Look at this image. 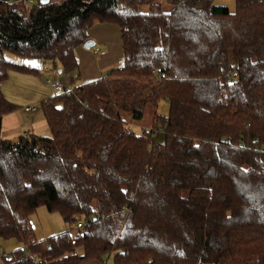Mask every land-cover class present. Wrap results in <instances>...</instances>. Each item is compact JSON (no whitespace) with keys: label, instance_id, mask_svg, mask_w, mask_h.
<instances>
[{"label":"trees","instance_id":"trees-1","mask_svg":"<svg viewBox=\"0 0 264 264\" xmlns=\"http://www.w3.org/2000/svg\"><path fill=\"white\" fill-rule=\"evenodd\" d=\"M166 1L0 0V240L21 246L3 264H264V0ZM98 24L119 28L123 64L75 85ZM7 54L72 75L41 105L50 136L3 137L2 84L37 72ZM40 207L73 228L38 240Z\"/></svg>","mask_w":264,"mask_h":264},{"label":"rangeland","instance_id":"rangeland-1","mask_svg":"<svg viewBox=\"0 0 264 264\" xmlns=\"http://www.w3.org/2000/svg\"><path fill=\"white\" fill-rule=\"evenodd\" d=\"M39 1L41 0H35V2ZM162 1L165 3V8L170 11L172 9L171 3L166 0ZM214 5L228 7L232 12H234L236 9V0H214ZM142 10H146V7H143ZM7 58L11 63L17 66L37 70L36 73L31 74L11 69L9 80L1 86L2 91H4V96H6L5 98L12 105L18 108L16 113H18V120L20 124L23 125L22 134H24V132H28L36 134L37 136H50L51 130L43 114L41 105L42 102L59 96V93L50 87L48 81H64L66 89L69 90L72 88L71 84H69L72 75L57 71L58 68L56 66L59 64H55L53 62H44L40 59H26L12 54H7ZM117 66H122V62L119 63V65H116V67ZM29 108H36V110H32L33 112L28 113L25 109ZM144 109L145 115L141 121L139 123L132 124V129L137 134H141L143 132V127H150L152 125V116L155 111L162 116H168L170 113V103L163 99L159 102L158 107H154L152 104L147 103L144 106ZM126 117H132V115L127 114ZM33 118H36V120H30ZM156 141L158 143L164 142L163 132L157 133ZM31 221L36 237L40 241H45L51 237L58 236L59 234L68 232L73 228L71 224L63 220L60 214L49 213L45 207H40L36 213L32 215ZM78 226H80V224ZM32 243H35V241ZM0 247L3 249L5 256H9L13 250L16 251L21 248L20 244L15 240L0 241ZM78 252L79 254H82V250H78ZM109 261L110 263L112 262V257Z\"/></svg>","mask_w":264,"mask_h":264},{"label":"crops","instance_id":"crops-1","mask_svg":"<svg viewBox=\"0 0 264 264\" xmlns=\"http://www.w3.org/2000/svg\"><path fill=\"white\" fill-rule=\"evenodd\" d=\"M89 36H90V41H94L96 43L95 44L96 48L86 49L84 46H82L75 51L79 63V75H80V80L75 85H79L81 83L86 84L90 81H94L101 77H105L112 69L118 67V66L116 67V65H119V63L121 62L123 64V59H124L123 43L119 28L110 24H98L90 30ZM95 49H100L102 52H104V54L96 55L94 51ZM56 67L58 68L59 66L57 65ZM48 101H44L42 103H47ZM16 112L17 111L5 115L3 117V126H2L3 137L13 142H17L21 137V135L33 134L28 132H24V134H22L23 125L20 124L18 120V113ZM29 112H33V111L30 110L28 111V113ZM30 120L34 121L36 120V118ZM4 255L5 254L3 253V249L0 247V264H3ZM88 264H98V263L94 262Z\"/></svg>","mask_w":264,"mask_h":264},{"label":"built area","instance_id":"built-area-1","mask_svg":"<svg viewBox=\"0 0 264 264\" xmlns=\"http://www.w3.org/2000/svg\"><path fill=\"white\" fill-rule=\"evenodd\" d=\"M33 1L34 0H23V2H24V4L26 5V6H31L32 4H33ZM97 53H100V55L101 54H104V52H102L100 49H96V51H95V54H97ZM48 83H49V85H50V87L53 89V90H55L57 93H64L65 91H66V89H65V84L62 82V81H59V80H55V81H48ZM30 110H36V108H33V109H26V111H30ZM80 226H81V224H80ZM79 226V227H80ZM28 246H26V247H24V248H26V255H25V258H23V260H27V259H31L32 258V261L34 262V263H36L37 262V259L35 258V257H33L32 256V254L30 253V252H27V250H28V248H27Z\"/></svg>","mask_w":264,"mask_h":264},{"label":"water","instance_id":"water-1","mask_svg":"<svg viewBox=\"0 0 264 264\" xmlns=\"http://www.w3.org/2000/svg\"><path fill=\"white\" fill-rule=\"evenodd\" d=\"M42 3H43V4H47V3H49V0H43ZM94 46H95V42H94V41H87V42L85 43V45H84V47H85L86 49H91V48L94 47ZM60 72H62V71L60 70Z\"/></svg>","mask_w":264,"mask_h":264}]
</instances>
